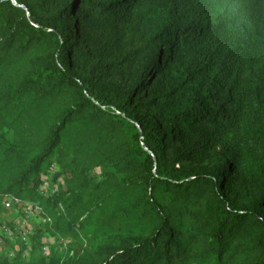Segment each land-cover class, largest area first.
<instances>
[{
  "label": "trees",
  "instance_id": "16d2710c",
  "mask_svg": "<svg viewBox=\"0 0 264 264\" xmlns=\"http://www.w3.org/2000/svg\"><path fill=\"white\" fill-rule=\"evenodd\" d=\"M9 197L0 264H264V0H0Z\"/></svg>",
  "mask_w": 264,
  "mask_h": 264
},
{
  "label": "built area",
  "instance_id": "2783aa9c",
  "mask_svg": "<svg viewBox=\"0 0 264 264\" xmlns=\"http://www.w3.org/2000/svg\"><path fill=\"white\" fill-rule=\"evenodd\" d=\"M56 171V167L52 164L46 173L40 175V182L37 190L41 196H49L57 192L58 183H60L61 180L55 179L54 175ZM2 205L5 208H13L15 205L19 206L23 213L22 216L25 219H36L41 224L49 222V219L43 215V210L38 203L29 201L22 202L16 198L9 197L3 201ZM31 233L32 227L29 225H21L18 220L13 224V230L6 225H0V253L2 252L3 237L13 239V235L17 234L19 240L23 244L30 246L29 239ZM42 242L44 243L43 239ZM15 250H18V246H15ZM42 250L44 254H47V245L44 244ZM9 255L10 257L13 256L12 253H9Z\"/></svg>",
  "mask_w": 264,
  "mask_h": 264
},
{
  "label": "rangeland",
  "instance_id": "374dc122",
  "mask_svg": "<svg viewBox=\"0 0 264 264\" xmlns=\"http://www.w3.org/2000/svg\"><path fill=\"white\" fill-rule=\"evenodd\" d=\"M140 113L142 114H147V112L141 110ZM43 172H41L39 175H41ZM18 220L19 224L21 225H29L31 226L32 228L35 227V226H38L39 222L38 220L36 219H25L22 215L21 216H16L14 217V219L12 220V224H14V222H16ZM43 241H44V244L47 245V254L50 253L51 250H53L56 255L58 257H63V255L65 254V251H66V248H67V243L65 242V240L63 241V239L59 238V239H55L53 237L51 238H43ZM15 246H18L17 244H15ZM15 246L13 247V250H11L9 253H12L13 254V251H15ZM7 247H5V245L3 246V250H5V252L3 253H6V250ZM9 253L7 252L6 254L8 256ZM24 256H25V253H24Z\"/></svg>",
  "mask_w": 264,
  "mask_h": 264
}]
</instances>
